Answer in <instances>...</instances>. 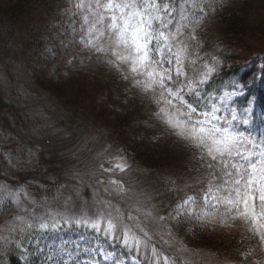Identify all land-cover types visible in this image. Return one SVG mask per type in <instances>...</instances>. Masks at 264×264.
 Wrapping results in <instances>:
<instances>
[{"label":"snow or ice","instance_id":"snow-or-ice-1","mask_svg":"<svg viewBox=\"0 0 264 264\" xmlns=\"http://www.w3.org/2000/svg\"><path fill=\"white\" fill-rule=\"evenodd\" d=\"M220 2L65 0L61 45L65 51L73 49L67 63L72 64L79 52H87L89 59L95 56L128 83L130 90L138 91L149 104L153 126L188 151V171L195 175L190 174L179 184L169 181L175 186L174 206H149L154 197L129 179L132 167L126 150L109 144L84 162L83 172L76 167L69 170L70 188L65 183H53L51 187L57 189L54 196H37L24 184L15 188L0 185V206L11 200L17 207V214L6 221L8 235L0 236V255L14 245L24 264H34L30 259L34 252L25 247V241L67 228L82 231L81 240L91 236L97 245L81 248L77 244L72 251L61 248L59 251H66L68 259L54 260L49 254L43 264H82L78 259L81 251L122 264L99 246L101 237L129 253L143 255L149 264H178L158 250L153 237L159 235L165 245L172 247L161 233L172 238L173 227L180 231L190 224L199 228L242 226L251 234L247 239L258 240L256 246L243 253L242 264H264L247 260L257 250L264 255V134L257 138L242 127L256 115L252 108L255 101L249 99L243 109L234 105L233 98L243 95L247 87L238 81L231 82V91L217 89L213 94L208 90L221 58L218 50L206 51L200 29ZM10 155L6 159L11 164ZM32 155L29 149L28 156ZM86 177L94 188V202L102 205L91 214L84 211L83 205L79 212L74 210L76 199L86 195L80 191ZM61 190L68 193L63 211L53 207L59 203ZM101 191L110 199H101ZM16 235L20 238L15 239ZM179 243L180 250H188L183 241ZM86 264L98 262L93 256Z\"/></svg>","mask_w":264,"mask_h":264},{"label":"rangeland","instance_id":"rangeland-1","mask_svg":"<svg viewBox=\"0 0 264 264\" xmlns=\"http://www.w3.org/2000/svg\"><path fill=\"white\" fill-rule=\"evenodd\" d=\"M45 1L48 3L49 7L51 5V10L52 7L54 8L55 6V11L53 10L52 13H48V11L45 10L47 7H44L43 4L40 3L41 7L38 11V13L41 11L40 14L37 13L34 18H29V21H27L20 31L22 35L18 38L16 46L19 50V55L8 61L11 68L6 72V75L10 76L12 83L16 84L14 86L16 87L17 93L20 94V98H33V96H37L36 94L39 91L38 86H40L39 83L45 78L65 79L77 76L79 79L86 80L90 78L92 81L99 80V78L102 80L108 79L111 85V93H106L107 95L102 96L101 99L108 101L110 106L115 109H121L124 103L132 101L136 117L139 119V123H141L139 129L141 130L143 141L146 143L145 153L148 152V156L150 155V165L143 161L130 163L128 160V163L132 167L129 173V179L133 184H137L145 189L148 195L154 197L149 206L152 204L158 207H167L169 204L174 206L176 201L175 186L169 183V181L176 180L179 184L180 181H187L190 174L195 175V173H189L188 171L191 166L188 151L175 138L168 136L160 128L153 126L155 122L150 120L151 109L148 102L144 100L138 91L130 90L129 84L102 61L97 60L95 56L89 59V54L87 52H79V49H75L76 52H79V55H77L76 60L72 64L67 63L73 49L69 47L68 50L65 51L61 45L63 36L60 35V33L63 31L61 22L63 9L66 6L65 0H52V3L50 0ZM230 1L231 0H221L218 6L223 5V8H227ZM253 3V0L245 1V11L243 15H241L242 21L240 30L238 31L241 32L238 36V40L242 43V48L238 51L242 54L240 55L241 58L248 57L246 60H225L224 55H229L228 47L215 28L212 27L211 23L213 19L211 21L208 19L209 21L203 23L200 34L201 39L206 42V51L213 52L218 50L217 54H219L221 58V65L218 73L234 63H236V66L239 65L240 70L254 68L255 73L253 77L249 79L247 85L253 84L255 88L261 89V91L264 92V55L259 50L264 47V23L254 28L248 24V18H245L249 8L248 6ZM262 14L264 17V10ZM225 36H227V34H225ZM49 48L53 51L48 52L47 49ZM53 53L56 54L53 55ZM81 59H83V64L80 63ZM233 81L238 80L232 78L227 80L223 85L216 86V88L213 87L209 91L213 94L216 93L217 89L231 91L232 89L229 85ZM247 89H249L248 86L244 89L243 95L233 98L234 105L238 109H243V107L247 106L249 99L255 101L252 108L256 115L248 125L242 127L259 138L261 134H264V115L259 116V112L256 110V95L250 96L244 103H242V101L238 102L240 98L245 97L244 95ZM139 101L142 102V105H140ZM45 103L48 105L50 103L48 96L47 99L45 98ZM36 110H41V108L37 107ZM89 123L92 125L91 122ZM83 126H85L86 135L85 133L82 134V138L87 139H81L82 149L88 152L90 156L96 155L102 148L107 147L109 144H107L106 141H111L117 136L113 128H98L99 130H94V127H90L87 123ZM120 137L126 142L125 145H130L131 140H129V136L120 135ZM157 137H159L158 140L156 139ZM104 139L106 141H104ZM111 145L118 147V143H112ZM14 146L16 145L13 144L12 147H10L9 143H0V156H3L5 161L7 160L6 156L11 153V164L9 160L6 161L8 167L15 168L13 165H17L16 168L20 169L22 168L19 167L21 164L27 167L31 165L32 162H35L34 154L29 157L28 151L25 152L26 150L24 147ZM141 160H144V157H142ZM13 171L14 172L8 171V175H0V185L8 184L13 188L20 185L17 183L18 181H16V179L10 176V174L13 175V173L15 174V172H17L15 170ZM147 174L153 175L155 181L156 179L159 181L158 185L155 184L156 182L151 183L154 189L158 191V195L157 191L151 192V190L148 189V184L145 180ZM70 179L71 177L67 176L66 181ZM66 185L69 188L71 187L68 182ZM80 191L82 194L86 193V195H83V199H76L77 207L74 209L75 211L79 212L81 205H83L84 211L89 214L102 209V205L93 200L94 188L88 183L87 177L85 178L84 185L80 187ZM61 192L62 194L58 198L59 203H54L53 207H59L63 211V201L66 199L68 193L66 190H61ZM56 193L57 189L53 188L52 196L56 195ZM44 195L45 194H41V196ZM98 195L101 199H110L106 197L102 191L98 193ZM85 201L87 202L86 204L84 203ZM104 210L107 211V209ZM16 214L17 207L12 204L11 200L5 201V204L0 206V236L8 235L6 228L9 225L6 221H10ZM19 214L25 215L26 213L20 212ZM69 214H71V212H69ZM126 223L131 224L132 222L126 221ZM172 233V238H169L166 233H161L164 239H169L172 247L165 245L159 235L153 237V243L156 244L158 250L176 259L178 264H242V262L245 261L243 253L247 252L258 243L257 239H247L251 234L247 233L242 226H236L231 229L219 226L199 228L190 224H185L180 231H177L176 228L173 227ZM81 235H83L82 231L78 232L62 228L57 232L44 233L38 239L34 237L31 242L26 240L25 247L34 252V254L30 256L34 264H43L45 258L49 254L53 255L54 260H66L68 259L67 252H61L59 249L66 248L72 251L77 244H79L81 248L97 245V241L91 236L85 235L84 239L81 240ZM14 238L19 239L20 237L16 235ZM180 241H183L187 246V251L180 250ZM99 246H102L106 252L113 253V258L119 259L122 264H136V261H139V264H149V260L143 255H137L135 252L129 253L127 249L121 247L119 244L109 243L103 237L99 240ZM9 248L10 251L0 255V264H6L4 262L6 256L9 254L15 257L19 264H24V262L20 260V253L15 249L14 245H9ZM214 250L219 251L220 258H217L218 255L214 253ZM93 256L98 264H112V260L105 261L100 254L87 253L84 251L79 253L78 259L82 264H86ZM148 256H151L150 249L148 251ZM133 257H135V260ZM247 260L249 262H264V255H261L257 250L256 254L253 257H248ZM49 264H53V262H49ZM69 264H71V262H69Z\"/></svg>","mask_w":264,"mask_h":264},{"label":"trees","instance_id":"trees-1","mask_svg":"<svg viewBox=\"0 0 264 264\" xmlns=\"http://www.w3.org/2000/svg\"><path fill=\"white\" fill-rule=\"evenodd\" d=\"M50 1L52 3V0ZM245 1L248 0H231L227 8L217 4L216 11L208 18L210 21L214 20L211 23L212 27L228 47L229 55H224L226 61H241L248 58H241L242 54L238 51L242 48V43L238 40L241 32L238 31L242 21L241 15L245 11ZM253 2L248 6L245 18L247 17L248 24L255 28L264 23L262 14L264 0H253ZM40 3L47 7L45 10L48 13L55 11V6L51 10V5L49 7L45 0L44 2L43 0H0V143H9L10 147L13 144L16 145L14 147H24L25 152L32 149L35 156V162L20 169L8 167L6 164L8 159L5 161L3 156H0V175H8V171L14 172L15 170L17 171L15 175L10 174V176L16 179L18 184L30 187V190L34 191L37 196L41 194L52 196V189L55 187L51 185L53 183L67 184L69 180L66 181V178L70 169L76 167L84 171L83 164L91 156L82 149L81 139H87L82 138V134L86 135L83 125L87 123L90 126L89 122L92 123L94 130L113 128L117 134L115 139L111 141L104 139V141L107 144L118 143L119 148L126 150L130 163L143 161L150 165V155L148 156V152L145 153L146 143L139 129L141 123L136 117L132 101L124 103L121 109H115L108 101L101 99L108 92L111 93L108 79L99 78V80L92 81L90 78L82 80L77 76L65 79L45 78L39 83L37 96L20 98L14 86L16 84L12 83L10 76L6 75L11 68L8 61L19 55L16 46L18 38L22 35L20 31L29 18H34L38 13ZM208 19L206 21H209ZM259 50L264 55V47ZM254 70V68L240 70L239 65L236 66L234 63L225 70L222 69L214 77L208 90L223 85L232 78L247 85L255 73ZM247 86L249 89L245 97L240 98L238 102L244 103L255 94L256 110L261 116L264 112V92L255 88L253 84ZM47 96L50 101L49 105L46 104L48 102L45 103ZM139 103L142 105L141 101ZM37 107L41 110L37 111ZM120 135L129 136L130 145H125L126 142L121 139ZM142 157L145 161L141 160ZM145 180L151 192L154 189L151 183L159 184V181L157 179L155 181L153 175L150 174L146 175ZM28 182L31 184L29 185ZM37 189L39 191H36ZM214 253H217V258H220L219 251L214 250ZM4 263L19 264L17 259L10 254L6 256Z\"/></svg>","mask_w":264,"mask_h":264}]
</instances>
